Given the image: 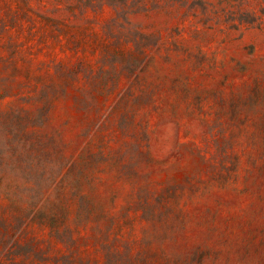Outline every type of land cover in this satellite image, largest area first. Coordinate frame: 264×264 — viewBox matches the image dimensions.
Returning <instances> with one entry per match:
<instances>
[{
  "label": "rangeland",
  "instance_id": "374dc122",
  "mask_svg": "<svg viewBox=\"0 0 264 264\" xmlns=\"http://www.w3.org/2000/svg\"><path fill=\"white\" fill-rule=\"evenodd\" d=\"M0 264H264V0H0Z\"/></svg>",
  "mask_w": 264,
  "mask_h": 264
}]
</instances>
